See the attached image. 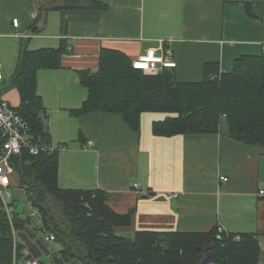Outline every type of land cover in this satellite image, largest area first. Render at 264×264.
Segmentation results:
<instances>
[{
	"label": "crops",
	"instance_id": "1",
	"mask_svg": "<svg viewBox=\"0 0 264 264\" xmlns=\"http://www.w3.org/2000/svg\"><path fill=\"white\" fill-rule=\"evenodd\" d=\"M106 1L97 9L68 8L63 0H0L4 81L11 82L24 44L31 50L65 48L59 67L37 71L50 141L67 147L58 156L60 186L107 191L114 211L132 212L130 225L114 228L125 237L221 226L254 233L264 251V145L230 137L226 124L217 133L157 136L152 126L165 118L162 112L143 113L139 131L117 112H73L88 95L78 72L98 70L104 48L134 60L150 47L169 46L181 81L202 80L208 62L225 71L238 56L262 53L264 0ZM0 99L18 106L19 90H3ZM11 181L16 186L18 175ZM172 193L179 196L172 199ZM17 237L24 257L40 264H82L66 260L61 244L43 234Z\"/></svg>",
	"mask_w": 264,
	"mask_h": 264
},
{
	"label": "trees",
	"instance_id": "2",
	"mask_svg": "<svg viewBox=\"0 0 264 264\" xmlns=\"http://www.w3.org/2000/svg\"><path fill=\"white\" fill-rule=\"evenodd\" d=\"M63 5L99 9L108 3L63 0ZM64 51V47L31 50L24 44L12 80L3 89L19 90L20 103L15 107L37 142H51L44 122L47 112L37 91V71L59 67ZM78 73L88 95L73 110L76 114L117 112L139 131L143 113L162 112L165 118L152 126L157 136L217 133L226 124L230 137L264 145V51L238 56L225 71L219 62H208L199 81L178 80L174 68L145 72L135 68L126 53L111 48L102 49L98 70ZM2 140L0 132V146ZM58 156L59 152L32 155L27 150L10 156L19 183L11 186V204L16 207L12 220L0 197V264H12L15 256L24 258V244L13 231L32 236L52 232L64 258L82 264H259L264 256L254 233L220 231L217 226L207 232L147 230L137 231L134 238L119 235L115 226L130 225L132 212L114 211L107 191L100 188L60 186ZM25 193L41 211L42 225L26 207L19 210L18 195L25 202Z\"/></svg>",
	"mask_w": 264,
	"mask_h": 264
},
{
	"label": "built area",
	"instance_id": "3",
	"mask_svg": "<svg viewBox=\"0 0 264 264\" xmlns=\"http://www.w3.org/2000/svg\"><path fill=\"white\" fill-rule=\"evenodd\" d=\"M14 26L19 25L18 18L13 19ZM133 66L142 69L148 73H158L164 68H175L177 62L173 57V50L169 46L150 47L147 51L139 55L133 60ZM4 80V73L0 66V84ZM0 132L2 136V145L0 146V197L3 200L9 218L12 220V213L15 206L12 205V176L15 173L10 156L21 153L27 150L32 155L42 153L60 152L65 150V145H54L51 142H37L34 140L31 127L26 120L21 116L17 108L5 99H0ZM223 180H228L227 177H222ZM138 186V185H137ZM264 194V190H261ZM178 193L169 194L170 198H177ZM29 194L25 193V207L31 217L37 220V223L42 225V213L29 200ZM220 231L224 228L218 226ZM14 232L15 238L18 233ZM49 241L55 240V235L52 232L43 234ZM12 264H40L33 257H24L22 259L14 257ZM211 264V263H210Z\"/></svg>",
	"mask_w": 264,
	"mask_h": 264
},
{
	"label": "rangeland",
	"instance_id": "4",
	"mask_svg": "<svg viewBox=\"0 0 264 264\" xmlns=\"http://www.w3.org/2000/svg\"><path fill=\"white\" fill-rule=\"evenodd\" d=\"M5 82V83H4ZM2 84H0V94H3V89H4V87L6 86V85H8L9 84V82H8V80L7 81H3V82H1ZM19 196V198H20V200H21V202L19 203V205H18V208H19V210L20 211H22V210H24L25 209V204L23 203L24 202V198H23V196L21 195V194H19L18 195ZM53 244V243H52ZM54 245V244H53ZM44 261H45V259H43Z\"/></svg>",
	"mask_w": 264,
	"mask_h": 264
}]
</instances>
